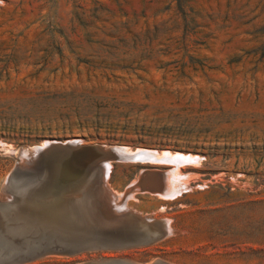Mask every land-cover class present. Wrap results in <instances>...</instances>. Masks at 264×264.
Returning <instances> with one entry per match:
<instances>
[{
  "label": "rangeland",
  "instance_id": "rangeland-1",
  "mask_svg": "<svg viewBox=\"0 0 264 264\" xmlns=\"http://www.w3.org/2000/svg\"><path fill=\"white\" fill-rule=\"evenodd\" d=\"M70 137L189 157L107 158V196L165 236L16 264H264V0H0V186Z\"/></svg>",
  "mask_w": 264,
  "mask_h": 264
},
{
  "label": "water",
  "instance_id": "water-1",
  "mask_svg": "<svg viewBox=\"0 0 264 264\" xmlns=\"http://www.w3.org/2000/svg\"><path fill=\"white\" fill-rule=\"evenodd\" d=\"M48 140L35 156L17 159L0 186V264L48 253L144 244L165 236L107 196L108 167L96 159V146L75 150L73 145L80 138L70 137L67 143ZM17 174L29 179L27 186L13 187L11 181ZM88 263L141 264L119 257H100ZM146 264L167 263L155 258Z\"/></svg>",
  "mask_w": 264,
  "mask_h": 264
},
{
  "label": "bare ground",
  "instance_id": "bare-ground-1",
  "mask_svg": "<svg viewBox=\"0 0 264 264\" xmlns=\"http://www.w3.org/2000/svg\"><path fill=\"white\" fill-rule=\"evenodd\" d=\"M61 143H67V142H61ZM82 142H81V140H80V143L79 144H74L73 145V148H75V150H79V149H82L83 147L85 148L86 147V149H88V147H90V146H96L97 147V145H83V144H81ZM44 144V143H43ZM42 145V144H41ZM7 146H9V145H7ZM11 146V145H10ZM5 147V146H4ZM11 148V147H10ZM115 148V147H114ZM113 147H109V146H103V149L104 150H107V151H109L108 153L106 152V155H101L99 152H98V148H96L95 149V151H96V154H97V158L96 159H98V161H100V162H102V163H105L106 165H107V167H109V160H107V158L108 157H115V159H116V157L117 158H129L131 155H136V153H140V155H143V156H149V155H152V156H154L155 157V159L156 158H158V159H162V157H166V158H169L170 160H172V162H178V161H182L184 158H185V155L184 154H182V153H179V152H175V153H171L170 151H168V150H164V151H156V150H145V149H141V148H136L134 151L133 150H130L129 148H126V147H121V148H119L118 147V149H114ZM5 149V148H4ZM7 149V148H6ZM9 149V148H8ZM7 149V150H8ZM189 158V157H188ZM188 158H185V159H188ZM193 159V158H192ZM191 160V159H190ZM111 161V160H110ZM189 161V160H188ZM186 162H187V160H186ZM178 175H179V173H178V171H175V170H173V171H171L169 174H168V178H167V181H168V183H167V185L169 184V185H171V187H173V188H175L176 186V188H183L182 186H180V185H178V183H177V181H178ZM181 176V175H180ZM180 181V180H179ZM181 182V181H180ZM107 183V182H106ZM131 184H136L135 183V181H133ZM129 186V185H128ZM136 186V185H135ZM106 187V186H105ZM110 187V186H109ZM107 188V187H106ZM134 188V187H133ZM107 190V189H106ZM112 190V189H111ZM130 190H133V189H130ZM115 191V190H114ZM113 191V192H114ZM126 191V190H125ZM133 192H134V190H133ZM108 193H110V192H108ZM116 193H119V192H117L116 191ZM160 193H162V192H160ZM112 195H113V193H112ZM115 195V194H114ZM129 195V194H128ZM131 195V194H130ZM116 196V195H115ZM128 197V196H127ZM117 199H118V197H117ZM127 202V201H126ZM124 203V202H123ZM119 205V204H118ZM120 206V205H119ZM130 207V206H129ZM124 208V207H123ZM125 209V208H124ZM128 209V208H127ZM133 209V208H132ZM136 212H140V211H136ZM135 212V213H136ZM134 215V214H133ZM139 215V214H138ZM140 216H141V214H140ZM145 218V217H144ZM143 218V219H144ZM150 218V217H149ZM152 218V217H151ZM150 218V219H151ZM146 219V218H145ZM169 220V219H168ZM161 223V222H160ZM163 224V223H162ZM169 224V223H168ZM170 225H168V227H169ZM171 228V227H170ZM160 230V229H159Z\"/></svg>",
  "mask_w": 264,
  "mask_h": 264
}]
</instances>
